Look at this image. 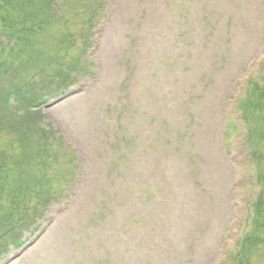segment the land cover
Returning <instances> with one entry per match:
<instances>
[{
  "label": "rangeland",
  "instance_id": "obj_1",
  "mask_svg": "<svg viewBox=\"0 0 264 264\" xmlns=\"http://www.w3.org/2000/svg\"><path fill=\"white\" fill-rule=\"evenodd\" d=\"M74 1L55 11L73 34L64 63L80 49L85 69L61 95L55 61L29 83L18 76L12 103L48 99L40 124L76 165L62 184L50 167L61 196L0 239V264H231L259 190L237 101L262 76L264 0ZM41 48L58 51L52 39Z\"/></svg>",
  "mask_w": 264,
  "mask_h": 264
},
{
  "label": "trees",
  "instance_id": "obj_2",
  "mask_svg": "<svg viewBox=\"0 0 264 264\" xmlns=\"http://www.w3.org/2000/svg\"><path fill=\"white\" fill-rule=\"evenodd\" d=\"M78 1L83 0L74 2ZM56 6H60L58 0H0V131L8 136L0 144V239L18 234L25 224L40 215L41 206L61 196L60 190L57 196L52 191L54 176L50 167L54 163L59 164L61 184L69 177L64 174L68 164L76 165L74 156L67 159L71 154L67 153L63 139L56 137L52 128L40 124L41 106L46 99L27 94L23 97L29 100L25 111L12 103L13 97L21 93L22 84L15 83L18 76L29 83L35 74L55 61L54 76L67 87L74 80L72 71L84 67V51L80 49H76L78 55L72 63H64L69 53L63 48L65 44L72 47L73 34L68 19L63 17V11H55ZM96 6L88 10L89 16L80 32L84 45L93 35L99 14ZM59 23L64 29L59 28ZM52 26L56 30L48 32ZM47 39L56 42L58 51L42 57L41 46ZM260 66L262 76L249 81L246 96L237 103L247 127V145L256 161L259 190L252 203L251 223L231 253V264H263L254 261L264 250V171L260 169L264 152L256 146L264 141V60ZM54 137L58 140L56 147L51 141ZM21 245L22 242L17 244Z\"/></svg>",
  "mask_w": 264,
  "mask_h": 264
}]
</instances>
